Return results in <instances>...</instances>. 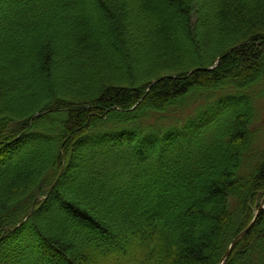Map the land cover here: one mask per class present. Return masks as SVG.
Returning a JSON list of instances; mask_svg holds the SVG:
<instances>
[{
	"label": "trees",
	"instance_id": "1",
	"mask_svg": "<svg viewBox=\"0 0 264 264\" xmlns=\"http://www.w3.org/2000/svg\"><path fill=\"white\" fill-rule=\"evenodd\" d=\"M260 104L264 0H0V264H264Z\"/></svg>",
	"mask_w": 264,
	"mask_h": 264
},
{
	"label": "rangeland",
	"instance_id": "2",
	"mask_svg": "<svg viewBox=\"0 0 264 264\" xmlns=\"http://www.w3.org/2000/svg\"><path fill=\"white\" fill-rule=\"evenodd\" d=\"M260 112L263 118L262 123L264 124V104H260ZM264 126V125H263ZM264 134V132H263ZM263 139L261 136H259L256 141L253 144V148L254 149H258L260 148V145L263 143ZM88 264H114V263H110L109 259H105V257L98 255V257H95L94 259H91V261Z\"/></svg>",
	"mask_w": 264,
	"mask_h": 264
},
{
	"label": "water",
	"instance_id": "3",
	"mask_svg": "<svg viewBox=\"0 0 264 264\" xmlns=\"http://www.w3.org/2000/svg\"><path fill=\"white\" fill-rule=\"evenodd\" d=\"M262 206L259 207L257 213H256V216L258 215L260 209H261ZM255 216V218H256ZM254 218V219H255ZM254 220H252V222L240 233L238 234L230 243V245L228 246L225 254H224V257H223V260H225V258L230 254L231 252V249L234 247V245L239 241V239L248 231V229L251 227V225L253 224Z\"/></svg>",
	"mask_w": 264,
	"mask_h": 264
}]
</instances>
